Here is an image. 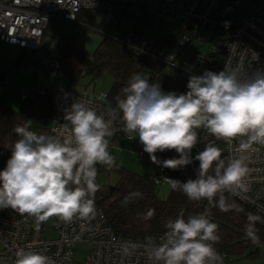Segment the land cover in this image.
Masks as SVG:
<instances>
[{"label": "clouds", "instance_id": "9594fccd", "mask_svg": "<svg viewBox=\"0 0 264 264\" xmlns=\"http://www.w3.org/2000/svg\"><path fill=\"white\" fill-rule=\"evenodd\" d=\"M187 88L186 94L164 92L159 83L149 82L148 74L136 72L116 97L115 107L109 105L105 114L75 99L65 110L66 135L32 130L31 121L15 125L18 139L0 171V210L33 218L37 226L54 217L64 223L95 219V196L101 187L98 166L117 167V157L110 151L116 117L127 139L138 140L151 162L164 168L178 170L193 163L199 130L225 142L228 157L209 141L194 157L199 162L195 179L181 182L165 177V182L189 201L206 200L221 211L235 208L225 193L249 190L252 154L264 148V71L242 77L238 68L225 65L218 73L206 70L190 76ZM173 150L178 158L161 160L156 155ZM133 198L143 194L130 193L122 203L127 205ZM154 215L155 209H149L142 218L150 220ZM262 219L247 215L244 235L254 245L261 243L257 223ZM164 228L158 240L146 237L143 247L149 264H224L215 247L219 225L207 211L187 216L181 211ZM131 250L127 245L123 248L125 254ZM14 264H49V257L20 248Z\"/></svg>", "mask_w": 264, "mask_h": 264}, {"label": "built area", "instance_id": "2783aa9c", "mask_svg": "<svg viewBox=\"0 0 264 264\" xmlns=\"http://www.w3.org/2000/svg\"><path fill=\"white\" fill-rule=\"evenodd\" d=\"M81 10L95 11L100 25L114 21L115 15L118 16L117 21L124 19L126 22L119 34L130 46L134 37L132 31L127 32L126 25L132 17L149 15L163 23L169 17L176 18L181 24L197 31V38L183 34L175 46L158 54L151 51L153 41L144 37L137 45L133 44L137 53L167 64L176 63L183 47L194 39H200L199 31L210 29L212 34L207 40V54L202 65L180 58L179 66L191 76L202 75L206 70L218 73L225 65L238 68L242 77L256 70L264 71V0H0V41L23 50L37 49L51 19L74 23L77 12ZM255 54H258L256 60ZM46 64L49 69L59 71L57 60L49 59ZM57 75L50 96V119L55 123V134H67L62 126L65 110L75 99L88 103L99 114H105L109 105L115 107L114 103L107 101L105 92H78L72 87L60 85L57 78L61 72ZM15 81L10 74L0 75V104H3L1 96L8 91H16L19 102L44 91L34 82L22 88L16 86ZM113 129L114 137L127 139L118 117L113 120ZM200 134L204 139L214 138L203 130ZM220 142L224 145L225 157H228L227 145ZM167 152H157L156 155L162 160L174 155L178 157L174 150L170 151V157L166 156ZM250 167L249 190L230 194L264 215V148L252 154ZM165 177L174 179L165 173L164 167L155 165L151 171L153 182L166 183ZM96 197L97 193L95 205L98 214L90 222L73 220L64 223L54 217L50 225L42 223L37 226L33 218L19 216L11 209L0 210V264H14L15 253L20 248L47 255L49 264H149L143 247L146 237L158 240L162 234L148 233L142 238L132 239L115 232L106 223ZM48 233L51 235L48 236ZM260 241L256 246L264 249V241ZM77 244L90 248L83 262L73 258ZM125 245L132 249L130 254L123 251Z\"/></svg>", "mask_w": 264, "mask_h": 264}, {"label": "trees", "instance_id": "16d2710c", "mask_svg": "<svg viewBox=\"0 0 264 264\" xmlns=\"http://www.w3.org/2000/svg\"><path fill=\"white\" fill-rule=\"evenodd\" d=\"M96 16L95 11L81 10L77 12L73 24L91 26L94 24ZM133 18L137 20L132 31L135 38V40L132 39V46L127 44L120 34L105 33L91 53L90 71L96 75L107 73L112 77V83L108 91L105 92L107 101L116 104V97L122 95L121 89L127 84L129 76L136 72L148 74L149 82L159 83L164 92L186 94L187 83L191 75L179 66L180 58H185L196 65H202V60L207 54V46L202 53L194 50L187 55L185 51L190 44L188 43L181 50L180 58H177L176 63L173 64H167L160 59L137 53V48L133 44L139 43L140 39L144 37L145 31L153 27L155 19L149 15ZM162 23L158 21V27ZM183 34L197 38V31L181 24L180 28L171 34L161 31L158 38L151 43V51L158 54L160 51L175 46ZM40 46L41 43L38 48ZM85 56V51L74 44L73 37L59 36L57 38V56L50 58L58 61L59 71L49 69L47 64L44 65V69L48 75H50V71H55L56 76L61 72L59 79L65 80V87L73 88L80 83L83 75L80 62ZM48 79V82L42 86L44 88L42 94L30 96L19 102L16 109L0 104V171L6 167L7 160L11 156L10 146L18 139L13 131L14 126L26 121H31L32 124V120L50 118V96L54 78L53 80ZM199 136L198 144L191 153L193 163L178 170L165 168V173L181 182L189 178L195 179V169L198 168L199 162L195 161L194 157L203 150L206 143L212 141L224 149L222 142L216 141L214 138H201L200 130ZM170 155L171 152H167L166 156L170 157ZM142 156L150 162V166L145 172L136 173L117 166L115 167L118 170L116 182L100 187L97 192L96 202L103 209L106 223L115 232L132 239L142 238L148 233L163 234L165 223L170 219H175L181 211L185 216L207 211L209 218L219 225L220 241L215 247L223 257L224 264H233L234 260L241 256L258 257L260 247L250 244L244 235V226L248 213L261 215L262 218L264 215L238 201L230 193H225L226 199L236 207L229 211H221L206 200L189 201L183 193L171 188L166 198H161L157 194V184L151 178V171L155 165L151 162L148 154L143 151V147ZM222 156L225 157V150ZM174 157L176 156L174 155ZM136 191H140L143 198H133L130 203L124 205L122 203L124 198ZM149 209H155V215L150 220H145L142 217ZM257 228L260 240L264 241V219L257 223Z\"/></svg>", "mask_w": 264, "mask_h": 264}, {"label": "rangeland", "instance_id": "374dc122", "mask_svg": "<svg viewBox=\"0 0 264 264\" xmlns=\"http://www.w3.org/2000/svg\"><path fill=\"white\" fill-rule=\"evenodd\" d=\"M127 17H125L126 19ZM118 16L115 15L114 21H110L106 25H100L95 20L91 26H83L82 24H73L70 22H62L59 20L51 19L45 30L44 36L41 40L40 48L34 50H23L14 45L4 43L0 41V75L10 74L15 77V85L18 87H29L33 82L38 86H44L48 82V78L53 79L56 77L55 71H50V75L44 69V65L50 58L57 56V38L59 36H69L74 38V44L76 47L82 48L85 51L86 56L80 62L83 69V75L80 83L73 87L78 92H107L111 83L112 77L107 73H101L96 75L90 71L92 65L91 53L100 42L102 36L105 33L119 34L121 26L125 24V20L117 21ZM136 18L130 19V22L126 25L127 32L133 31L136 23ZM120 22V23H119ZM99 24V25H98ZM180 21L176 18H167L165 23H162L158 27V21L153 20V27H150L144 33V38L149 41H154L158 38L161 31H165L171 34L180 28ZM211 30L204 29L199 31L200 39H194L187 46L185 53L191 54L192 51L197 50L204 52L207 46V40L211 37ZM24 52L26 57L22 60L21 65H15L16 57ZM59 84L66 86L64 79L57 78ZM3 104L10 108L16 109L19 101L16 95V91L5 92L1 96ZM55 123L48 118H41L32 120V130L38 132H44L48 134L54 133ZM110 151L117 157V166L124 167L130 171L136 173L145 172L150 162L141 155L142 145L138 140L129 141L125 138H111ZM99 175L97 182L101 187L114 184L117 180L118 170L114 167L110 170H106L103 166H98ZM157 194L161 198H166L170 184L158 183ZM46 222V225H50L52 220ZM51 233H48V236ZM90 253L88 245L77 244L73 250V258L77 261L83 262L86 255ZM233 264H264V249L260 248L257 258H249L241 256L235 259Z\"/></svg>", "mask_w": 264, "mask_h": 264}, {"label": "water", "instance_id": "95a60500", "mask_svg": "<svg viewBox=\"0 0 264 264\" xmlns=\"http://www.w3.org/2000/svg\"><path fill=\"white\" fill-rule=\"evenodd\" d=\"M25 58V53L24 52H21L15 59V65L18 66L22 60Z\"/></svg>", "mask_w": 264, "mask_h": 264}, {"label": "crops", "instance_id": "0c3cea01", "mask_svg": "<svg viewBox=\"0 0 264 264\" xmlns=\"http://www.w3.org/2000/svg\"><path fill=\"white\" fill-rule=\"evenodd\" d=\"M118 138V137H117Z\"/></svg>", "mask_w": 264, "mask_h": 264}]
</instances>
